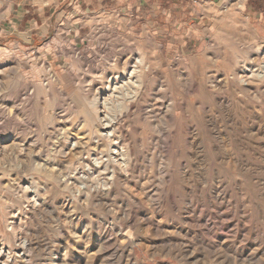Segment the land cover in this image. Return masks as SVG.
<instances>
[{
    "label": "rangeland",
    "instance_id": "1",
    "mask_svg": "<svg viewBox=\"0 0 264 264\" xmlns=\"http://www.w3.org/2000/svg\"><path fill=\"white\" fill-rule=\"evenodd\" d=\"M48 1L0 0V264H264L262 0L6 31Z\"/></svg>",
    "mask_w": 264,
    "mask_h": 264
},
{
    "label": "crops",
    "instance_id": "2",
    "mask_svg": "<svg viewBox=\"0 0 264 264\" xmlns=\"http://www.w3.org/2000/svg\"><path fill=\"white\" fill-rule=\"evenodd\" d=\"M220 0H49L42 7H20L11 9L7 15L9 18L6 31L11 34L18 31H29L38 28H46V23L51 24L49 18L53 13L62 11L64 8H71L73 14L88 13L100 14L110 13L112 16L121 19L136 18L153 21V23L143 24V27L160 25L168 27L166 23L170 20H183L189 25L190 21H198L205 17V9L209 3ZM247 0H245L246 3ZM263 4L264 1L262 0ZM33 6L34 3L32 4ZM252 4L248 9L256 12L260 17H264L261 11L253 8ZM58 8L57 11H55ZM62 13V12H60ZM35 32V31H34Z\"/></svg>",
    "mask_w": 264,
    "mask_h": 264
},
{
    "label": "bare ground",
    "instance_id": "3",
    "mask_svg": "<svg viewBox=\"0 0 264 264\" xmlns=\"http://www.w3.org/2000/svg\"><path fill=\"white\" fill-rule=\"evenodd\" d=\"M127 64V63H126ZM138 65V66H137ZM137 65L135 64V66H133L132 68H133V70H132V72L130 73V77H135V78H140L141 76H140V66H142V62H140V61H138V63H137ZM264 70V67H260V70ZM143 70V69H142ZM246 74V73H245ZM254 76H256V78L257 79H262L263 77H264V75H253V73H250V74H248V75H244L242 78V82H246V81H248L249 79H251V78H253ZM132 84H136L137 85V81H134V82H131ZM246 84H248V83H246ZM129 85V84H128ZM115 89V88H114ZM113 93V92H112ZM113 99V98H112ZM114 100V99H113ZM118 101V100H117ZM105 102H107V101H105L104 100V103H103V105H105ZM123 102H124V100H123ZM114 119V118H113ZM113 121H115V119L113 120ZM102 126V125H101ZM107 125H105L104 127H103V129L106 127ZM108 137V136H107ZM112 138V137H111ZM114 147V146H113ZM116 158V157H115ZM96 161V169H101L102 167L103 168H105L106 167V165H107V160H106V162L104 163L103 161H101L100 159H96L95 160ZM128 166V165H127ZM103 170V169H102ZM104 171H106V170H104ZM96 175V174H95ZM104 184V183H103ZM101 185V184H100ZM92 190V189H91ZM96 190H98V191H100V188H98V187H96ZM94 195V194H93ZM97 196V195H96ZM101 200V199H100ZM21 248H22V250L23 251H28L29 249H30V243L27 241V242H24V243H22L21 245ZM54 254V253H53ZM51 261V264H55V259H52V260H50ZM3 264V263H2Z\"/></svg>",
    "mask_w": 264,
    "mask_h": 264
},
{
    "label": "built area",
    "instance_id": "4",
    "mask_svg": "<svg viewBox=\"0 0 264 264\" xmlns=\"http://www.w3.org/2000/svg\"><path fill=\"white\" fill-rule=\"evenodd\" d=\"M193 3H194V4H197V0H193Z\"/></svg>",
    "mask_w": 264,
    "mask_h": 264
}]
</instances>
